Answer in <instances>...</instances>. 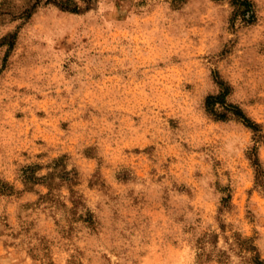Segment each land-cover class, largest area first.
Wrapping results in <instances>:
<instances>
[{"label": "rangeland", "instance_id": "rangeland-1", "mask_svg": "<svg viewBox=\"0 0 264 264\" xmlns=\"http://www.w3.org/2000/svg\"><path fill=\"white\" fill-rule=\"evenodd\" d=\"M23 1L0 10V264L264 261V0Z\"/></svg>", "mask_w": 264, "mask_h": 264}, {"label": "trees", "instance_id": "trees-1", "mask_svg": "<svg viewBox=\"0 0 264 264\" xmlns=\"http://www.w3.org/2000/svg\"><path fill=\"white\" fill-rule=\"evenodd\" d=\"M43 1H47V3L49 2H53L57 5H60V7H62L63 9H67V7L70 5V1L69 0H24L23 1V5L20 8H14L12 9V11H10V14L13 16L14 19H18V18H29L34 10L43 2ZM8 4V0H0V10L3 7H6V5ZM8 9V8H7ZM231 109V111L235 114H237L239 117L244 118L245 117L242 115L241 111L235 107L234 105H231L229 107ZM249 119H245L246 122H251L248 121ZM254 263L255 264H264V261L257 258L254 259Z\"/></svg>", "mask_w": 264, "mask_h": 264}]
</instances>
